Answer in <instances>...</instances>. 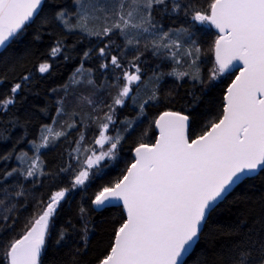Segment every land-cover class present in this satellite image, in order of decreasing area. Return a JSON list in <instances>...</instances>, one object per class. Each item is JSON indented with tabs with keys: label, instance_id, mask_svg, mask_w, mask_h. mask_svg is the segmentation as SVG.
<instances>
[{
	"label": "snow or ice",
	"instance_id": "obj_1",
	"mask_svg": "<svg viewBox=\"0 0 264 264\" xmlns=\"http://www.w3.org/2000/svg\"><path fill=\"white\" fill-rule=\"evenodd\" d=\"M46 3L47 0H0V48L6 47L30 22L50 18L63 25L66 32L111 37L118 31L125 38V50L138 51L143 40L145 49L153 55L170 58L175 65L187 58L190 60L188 67L193 68L200 60L201 49L191 27L178 30L183 36L181 43L173 38L175 32L172 29L162 30L155 13L184 12L196 24L209 25L219 33L212 48L214 67L209 79L215 80L229 72L235 75L223 97L219 118L206 125L200 135L190 138V116L163 111L154 121L159 130L155 143H138L135 159L122 177L103 186L92 200L97 209L119 202L126 213V219L115 230L110 251L98 264H189V260L192 264H199L196 249L214 206L233 186L244 182L253 173L264 172V0H211L208 11L195 10L190 4L182 5L178 0H109L106 3L73 0V10L54 9L51 14L41 17ZM101 12L105 22L97 29L95 22L101 18ZM62 46V42L57 41L50 55H59ZM108 54L107 45L99 49L101 57ZM83 58L88 59L89 52L85 51ZM139 59L140 55H136L129 62L134 72H122L124 83L113 104L107 106L109 111L104 114L98 137L94 140L100 151L97 154L93 148L84 149L90 154L85 155L81 169L73 177V187L83 186L89 179L90 170L99 167L101 161L115 158L123 137L107 133L109 126L115 123V106L124 105L125 99L134 92L133 85L145 84L141 67L136 63ZM237 64L242 67L237 68ZM111 65L122 68L118 55L111 56ZM101 67L107 68L108 65L101 64ZM50 68L48 62H43L38 71L44 74ZM76 71L79 73L80 69ZM161 75L153 72L154 80L148 82L153 90L139 105L141 110L149 100H159L157 92ZM169 75L177 80L188 77L204 82L198 66L193 71H178L174 67ZM29 79L27 75L22 77L23 81ZM21 90L19 82L11 87V95L0 100V113L8 112ZM88 103L92 101L88 100ZM62 112L63 109H57L58 115ZM67 127L71 129L75 123ZM125 129L130 130V125H125ZM67 135V131H56L52 126L44 125L40 142H33L37 155L31 158L26 171L20 175L25 179L44 175L41 150L54 146ZM10 158V155L0 156L3 160ZM16 158L24 161L27 153L22 152ZM66 170L61 168V171ZM17 171L15 168L6 171L3 179L12 177ZM68 191L63 188L50 195L26 234L8 247L4 254L5 264H43L42 254L51 235L53 217ZM16 195L24 193L17 192ZM80 211L83 213L84 209ZM87 227L85 224L82 237L85 244ZM65 238L66 233L59 232L56 245ZM226 264H264V236L250 233L245 239L235 241L228 250Z\"/></svg>",
	"mask_w": 264,
	"mask_h": 264
},
{
	"label": "trees",
	"instance_id": "obj_2",
	"mask_svg": "<svg viewBox=\"0 0 264 264\" xmlns=\"http://www.w3.org/2000/svg\"><path fill=\"white\" fill-rule=\"evenodd\" d=\"M178 2L190 4L198 11H208L211 0ZM60 8L71 11L75 5L73 0H47L41 17ZM155 18L162 25V30L172 29L175 32L173 38L181 43L183 36L178 30L191 27L201 49L197 66L204 82L188 77L177 80L169 75L174 67L178 71H193L197 66L189 68L190 60L187 58L180 65H175L170 58L153 55L145 49L144 41L140 43L138 51L123 50L121 57L124 61L130 62L134 56L140 55L136 63L141 67L145 84L139 87L133 85L134 92L126 98L124 105L115 106L114 127L123 139L117 147L115 158L106 159L99 167L91 169L89 179L83 186H72V179L83 162L75 159L74 152L81 140V133L84 148H93L99 124L109 111L107 106L113 104L117 95L115 86L109 84V74L99 71L100 64H107V57L103 58L98 53L110 38L121 43L118 34L115 32L111 37L104 38L66 32L59 22L50 18L47 21L36 19L0 51V100L11 95L10 90L15 83L22 84L15 104L10 106L7 113H0V156H11L8 160L0 159V264H5L4 254L8 247L30 227L31 221L38 216L50 195L63 188L69 191L53 217L51 235L46 240V249L42 254L43 264L98 263L109 252L115 230L124 220V213L118 206L95 211L91 201L103 186L122 177L132 162L131 151L138 143L151 144L154 141L155 117L166 110L188 114L189 135L195 138L205 130L206 125L222 114L224 90L234 75L230 73L218 76L215 80L209 79L210 70L214 67L212 47L216 34L208 25L193 22L190 15L186 17L184 12L168 15L155 13ZM57 41L62 42V51L52 57L51 48ZM85 51L89 52L88 59L83 58ZM66 56L68 59H65ZM122 58L119 56V59ZM43 62H48L51 68L49 72L41 74L38 67ZM81 64L84 69L98 68V71H93L96 82L94 89L102 94L96 100L94 98L92 105L86 109L81 107L69 113L64 105L66 96L63 90ZM153 72L162 74L157 92L159 100H149L141 110L139 105L149 98L153 90L152 84L148 83L154 80ZM101 74L104 75L101 77ZM25 75L30 77L28 81L22 80ZM100 77L102 84L98 81ZM58 108L63 109L60 115L57 114ZM68 114H72L69 119L73 120L70 123H75V127L67 129L68 135L61 137L54 146L40 152L44 175L25 179L20 172L26 171L30 163L29 156L36 154L33 142L39 140L41 129L54 120L55 125H58ZM125 125H130V130H126ZM22 152L27 153L24 161L16 158ZM14 168L18 171L12 177L3 179L5 172ZM61 168L67 170L61 171ZM17 192H23L24 195L17 196ZM81 208L84 209L83 213ZM214 209L207 226L202 230L196 249L195 257H198L199 264H226L228 250L235 241L245 239L250 233L264 236V172L246 178ZM85 224L88 226L86 244L82 239ZM61 231L66 233L65 241L56 245L57 234ZM77 249L79 254H76ZM189 264H192V260H189Z\"/></svg>",
	"mask_w": 264,
	"mask_h": 264
},
{
	"label": "rangeland",
	"instance_id": "obj_3",
	"mask_svg": "<svg viewBox=\"0 0 264 264\" xmlns=\"http://www.w3.org/2000/svg\"><path fill=\"white\" fill-rule=\"evenodd\" d=\"M100 2L106 3V2H109V0H100ZM99 15L101 18L95 22L97 29L103 27L104 22H105L103 19V13L101 12V13H99ZM114 18L115 17L113 16L112 19H114ZM74 20H75V17L73 16V22H74ZM62 27H63V25H62ZM80 33L85 34L84 32H80ZM116 33L118 34V37L121 40V43H117L114 38H110L109 41H107L106 45L108 46V49L111 50V52L109 53V55L106 58L108 67L107 68L99 67L100 68L99 71H100V73L106 72V74H109L110 79H111L109 84H111L112 87L115 86L114 90H116V93L118 94L120 87L124 83V81L122 79V72L124 70H129V71L134 72L135 69L132 68L129 61H124L123 60L124 58L121 57L123 50H125V38L122 35H120L118 33V31ZM101 37L105 38L106 36H101ZM142 41L143 40H141V42ZM117 52H118L120 58H122V59H120V62L122 64V68H115L114 66L111 65V56L117 55ZM103 58H105V57H103ZM100 66H101V64H100ZM78 68L80 69L79 73H77V71H76ZM78 68L73 72V74L71 75V77L68 81V84L66 85V88H64V90H63V94L66 96L65 101H64V105H66V108L68 109L69 113L75 109L78 110L81 107H84L86 109V107H89L90 105H92L94 98L96 100V98L102 94L101 92L100 93L95 92V89H94L96 82L94 81L95 79L93 77V75H94L93 71L94 70L98 71V68H93V69H84L82 67H78ZM110 72L112 73V75ZM102 75H104V74H101V77H102ZM73 77H75V79H73ZM101 77L98 79L99 83H101V80H102ZM89 80H91L92 83H88ZM116 80H118V82H117L118 85L115 84ZM93 89H94V91H93ZM88 100H91L92 103L89 104ZM71 116H72V114H68V115H66V118L64 119V121L62 119H61L62 121H59L58 125L57 124L55 125L52 122L51 124H49V126H52L54 128V130H56V131H61V130L66 131L68 129L67 126L70 124L71 121H73L72 119H69ZM115 126H116V124H115ZM98 134H99V131H98ZM98 134H97V137H98ZM107 134L111 135L113 137L116 135H119L118 129L114 127V124L109 126V131ZM39 142H40V139L35 143H39ZM78 145H79V151H77ZM84 149H85L84 144L81 143V140H79V142L77 143V146L75 148V152H74V156H75L76 160H77V157H79V161L80 160L83 161L85 158V155L90 154V153L89 154L85 153ZM93 149L97 152V154L100 151L99 147L95 146V145H93ZM35 155H37V153L29 156L30 160ZM104 161H101L100 165Z\"/></svg>",
	"mask_w": 264,
	"mask_h": 264
},
{
	"label": "water",
	"instance_id": "obj_4",
	"mask_svg": "<svg viewBox=\"0 0 264 264\" xmlns=\"http://www.w3.org/2000/svg\"><path fill=\"white\" fill-rule=\"evenodd\" d=\"M209 26V25H208ZM210 28H211V30L216 34V38L218 37V35H219V33L217 32V30L215 29V28H212L211 26H209ZM216 38H215V40H216ZM215 42V41H214ZM213 46H214V44H213ZM213 48V47H212ZM3 48H0V51L2 50ZM212 59H213V62H214V53H213V51H212ZM239 67H242V65H239V64H237V68H239ZM233 71H235V70H233ZM231 72H229V73H225V74H230ZM235 74L236 75H238L239 73L238 72H235ZM235 79V75L233 76V78L231 79V81L228 83V85L226 86V88H225V90H224V94H223V97H224V95L226 94V90H227V88H228V86L231 84V82H232V80H234ZM223 97H222V104H223ZM223 108V107H222ZM166 111H168V110H166ZM171 111H173V110H171ZM163 112V111H162ZM162 112H160L156 117H155V119H154V121L156 120V119H158V117H159V115L160 114H162ZM176 112H179V111H176ZM182 114H184V113H182ZM153 130H154V132H155V139H154V141L152 142V143H155V140H156V138L158 137V135H159V130L158 129H156V127H155V124H154V122H153ZM151 143V144H152ZM136 147V146H135ZM135 147L132 149V151H131V156H132V162L134 161V159H135ZM131 162V163H132ZM130 163V164H131ZM130 164L127 166V167H129L130 166ZM127 169V168H126ZM126 171V170H125ZM125 173V172H124ZM258 173V172H257ZM257 173H253V174H251V176H249V177H252V176H254V175H256ZM249 177H247V178H249ZM237 185H235V186H233V188L229 191V193L236 187ZM228 193V194H229ZM228 194H226V196L228 195ZM225 196V197H226ZM224 197V198H225ZM224 198H222L220 201H218L217 202V204L218 203H220ZM216 204V205H217ZM91 205H92V208L95 210V211H100V210H102V209H104V208H106V207H111V206H118V207H120L121 208V210H122V212L124 213V219H126V213L124 212V210H123V206H122V204H120L119 202H113L111 205H109V206H106V207H104V208H100V209H97L93 204H92V201H91ZM215 205V206H216ZM214 206V207H215ZM30 227H31V225H30ZM30 227L24 232V234H26V232L30 229ZM23 234V235H24ZM22 235V236H23ZM22 236H20L18 239H20V238H22ZM113 242H114V238H113ZM112 242V243H113ZM110 251V250H109ZM96 264H98V263H96Z\"/></svg>",
	"mask_w": 264,
	"mask_h": 264
}]
</instances>
